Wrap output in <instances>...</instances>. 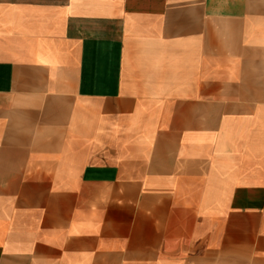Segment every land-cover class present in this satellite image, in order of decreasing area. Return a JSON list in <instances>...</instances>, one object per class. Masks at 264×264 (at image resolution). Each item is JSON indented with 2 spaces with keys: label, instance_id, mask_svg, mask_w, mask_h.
I'll return each instance as SVG.
<instances>
[{
  "label": "crops",
  "instance_id": "obj_1",
  "mask_svg": "<svg viewBox=\"0 0 264 264\" xmlns=\"http://www.w3.org/2000/svg\"><path fill=\"white\" fill-rule=\"evenodd\" d=\"M0 264H264V0H0Z\"/></svg>",
  "mask_w": 264,
  "mask_h": 264
}]
</instances>
